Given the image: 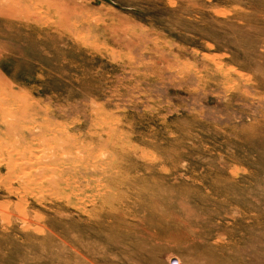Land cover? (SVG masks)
<instances>
[{
  "label": "rangeland",
  "instance_id": "1",
  "mask_svg": "<svg viewBox=\"0 0 264 264\" xmlns=\"http://www.w3.org/2000/svg\"><path fill=\"white\" fill-rule=\"evenodd\" d=\"M0 74L113 134L77 192L0 183V264H264V0H0Z\"/></svg>",
  "mask_w": 264,
  "mask_h": 264
},
{
  "label": "bare ground",
  "instance_id": "2",
  "mask_svg": "<svg viewBox=\"0 0 264 264\" xmlns=\"http://www.w3.org/2000/svg\"><path fill=\"white\" fill-rule=\"evenodd\" d=\"M30 110L31 105L0 74V173L2 169L5 170L4 175H0V183L12 191L21 190L25 194L43 187L52 190L53 193L55 191L64 193L74 184L75 192H77V188L80 187L79 182L75 181L73 175H69L76 168V160H80L83 171L90 169L94 172L91 176H97L96 172L103 177L107 176L108 162L103 160L106 156H103L105 152L101 147H105L109 139L112 141L113 134H109L108 138L100 136L95 149L81 150L70 134L58 127L57 122L47 119H30L28 117ZM118 143L112 142L117 146ZM79 171L75 170V174ZM83 177L89 178L87 174ZM95 187L97 193L105 189L100 184H96ZM76 195L78 193H75ZM21 198L24 200V197ZM100 199L103 203L106 201L103 198ZM18 203L15 205L17 208L20 207Z\"/></svg>",
  "mask_w": 264,
  "mask_h": 264
}]
</instances>
